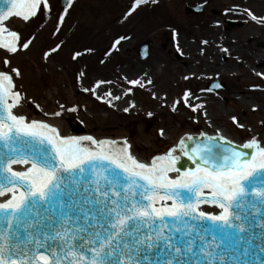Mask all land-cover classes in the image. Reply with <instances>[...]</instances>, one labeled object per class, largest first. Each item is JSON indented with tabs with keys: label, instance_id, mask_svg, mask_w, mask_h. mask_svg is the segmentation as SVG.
Masks as SVG:
<instances>
[{
	"label": "snow or ice",
	"instance_id": "1",
	"mask_svg": "<svg viewBox=\"0 0 264 264\" xmlns=\"http://www.w3.org/2000/svg\"><path fill=\"white\" fill-rule=\"evenodd\" d=\"M72 2L66 0L60 24ZM147 3L135 0L130 12ZM42 9L50 12L53 5L49 0H0V49L12 55L29 49L32 41L22 40L6 22L13 16L27 22ZM124 39H116L113 47ZM59 48L45 52L44 58ZM81 55L75 52L73 59ZM9 63L6 55L3 64ZM14 77H22L20 68L0 70V197H7L0 202V264H250L246 258L252 246L240 233L253 224L241 212L249 205L264 208L260 140L253 137L234 146L219 132L201 133L203 140L181 138L164 154L142 162L132 155L127 140L117 144L91 135H62L47 121L18 114L14 109L26 98ZM127 82L144 87L140 79ZM103 83L110 82L98 81L83 90L95 95ZM192 95L185 91L183 102L195 112L203 104H190ZM60 109L51 115L60 117L65 111L63 105ZM231 119L244 128L235 116ZM183 158L195 166L186 167ZM14 165L26 167L17 170ZM201 205L222 211L214 214ZM259 218L264 236V215ZM200 220L222 222L221 234L213 232L206 239L209 230L194 223ZM229 227L236 232H225Z\"/></svg>",
	"mask_w": 264,
	"mask_h": 264
},
{
	"label": "rangeland",
	"instance_id": "2",
	"mask_svg": "<svg viewBox=\"0 0 264 264\" xmlns=\"http://www.w3.org/2000/svg\"><path fill=\"white\" fill-rule=\"evenodd\" d=\"M49 2L53 5L50 12L42 9L27 22L18 17L6 22L22 40L32 41L29 49L17 55L0 49V70L18 67L22 72V77H14L26 98L23 106L15 109L18 114L47 121L62 135L127 139L142 160L164 154L183 136L213 134L212 123L227 128L239 142L255 136L264 145V78L257 77L264 72V67L257 66V60L264 61V7L255 11L250 0H149L130 12L135 0H73L60 24L58 18L64 15L61 0ZM195 8L203 12L187 14V9ZM249 11L259 16L250 21L260 31L256 38L245 35L244 24L252 19ZM166 12L173 14L182 28L164 27ZM211 26L219 29L218 34H204ZM119 37L126 39L114 48ZM147 43H151L149 55L141 59L138 52ZM57 45L60 48L45 59L44 53ZM230 51L237 52V57H229ZM75 52L82 55L73 59ZM6 55L7 66L3 64ZM214 56L215 64L211 63ZM218 66L223 82L230 87L260 89L261 95L244 97L250 107L241 105L235 96L228 95V102H223L221 96L199 95L204 84L219 74L215 73ZM132 79H140L144 87L127 82ZM98 81L110 83L100 84L95 95L83 90L94 88ZM185 91L193 94L190 104H203V108L193 112L185 105ZM195 96L198 100L203 97V102L197 103ZM60 105L65 111L60 117L52 116L61 111ZM73 107L77 111H68ZM219 108L228 115H221ZM233 116L244 128L232 121Z\"/></svg>",
	"mask_w": 264,
	"mask_h": 264
},
{
	"label": "water",
	"instance_id": "3",
	"mask_svg": "<svg viewBox=\"0 0 264 264\" xmlns=\"http://www.w3.org/2000/svg\"><path fill=\"white\" fill-rule=\"evenodd\" d=\"M61 5L63 8L67 7L66 5V0H61ZM5 7H7V5H5ZM203 12L202 8H195V9H187V14L190 13H196V14H200ZM15 17V16H13ZM19 18V17H18ZM22 19V18H21ZM151 43H147L145 46H143V48H141V50L138 52L139 57L141 59H146L148 56V49L150 47ZM194 138L203 140L204 137L201 136H192ZM123 142H117V144H122ZM234 146H238L233 144ZM244 151H248L251 152L253 151L252 149H242ZM183 161L185 163L186 167H194L195 165L188 160L187 158H183ZM14 168H18V167H26L23 165H14ZM18 170V169H17ZM5 197H0V202L1 199H4ZM259 199V198H257ZM169 203H171L169 201ZM217 208L216 206L213 205H201V208ZM257 207H259V205H257ZM208 212H214L217 213L218 211L215 209H209L207 210ZM222 211V210H221ZM249 212L251 213V215H249ZM242 216H246L250 221H252V228L248 231H245L244 233H240L241 235H245L246 237L249 238V243L252 246V254L249 255L246 259L250 262V264H262V261H264V251H261V247H264V236L261 235L262 232V224H261V220H260V216L264 215V208H260L259 211L256 210V208H252L250 205L246 206V208L241 212ZM194 223L197 224L198 228H203V229H208V233L206 235V239L210 240L212 237L213 232L219 236L221 234V227L220 225L222 224V222H216V221H204V220H200V221H194ZM236 223H239V221H237ZM245 228H248V225H245ZM225 232L228 233H234L236 232V229L234 228H225L224 229ZM253 233L255 235H253ZM177 236H179V233H176ZM197 243H199V241H197ZM217 243H219V240H217ZM161 260L165 259V257L163 255H161L159 257ZM185 259H187V257H185Z\"/></svg>",
	"mask_w": 264,
	"mask_h": 264
},
{
	"label": "bare ground",
	"instance_id": "4",
	"mask_svg": "<svg viewBox=\"0 0 264 264\" xmlns=\"http://www.w3.org/2000/svg\"><path fill=\"white\" fill-rule=\"evenodd\" d=\"M251 2V5L253 6V9L256 11V9L257 10H260L261 8H263L264 7V2L262 3V2H257V1H255V0H250ZM236 5H239L238 4V2L236 3ZM155 6H157V5H155ZM163 17H164V22H165V25H164V27H167V28H182V27H180V24H179V21L177 20V18L173 15V14H169V12H166L165 14H163ZM257 17V19L256 20H258L259 19V16H256ZM250 21H253V22H255L253 19H251V20H249V21H247L245 24H244V28H246V31H245V35L246 36H249V35H254L255 37L254 38H256V36H258V35H260V31L258 30V29H256L257 28V26H254L253 25V22H250ZM219 29L218 28H214V26H211L210 28H207V30L204 32V34H206V35H210V34H213V35H216V34H218L217 33V31H218ZM221 35V34H220ZM208 37V36H207ZM207 37H199V39H204V40H209V39H207ZM227 40H231V37L230 38H228ZM228 56L229 57H231V58H236L237 57V52H235V51H230L229 52V54H228ZM217 58V56L215 57H212V59H214V60H212V61H214V62H211V60L210 61H208V62H211V63H213V64H215V61L217 60L216 59ZM257 66H258V68H263L264 67V61H259V60H257ZM253 70H261V69H253ZM254 73L256 74L257 72L256 71H254ZM259 76H257L259 79H263L264 78V72H262L261 71V74H258ZM259 95H261L260 94V91H257V92H255L251 97H257V96H259ZM246 98V97H245ZM245 98H243V97H237V99H238V101H239V103H243V104H245L246 105V100H245ZM193 99L194 100H196L197 101V103H202L203 102V97H201V99H199L198 100V96H195V97H193ZM219 110H220V113H222L221 115H224L225 113H226V115H228V112H224V110L223 109H221V108H219ZM211 128L214 130V133L213 134H208V136H216V134H217V132H219V134H221V135H223L224 137H226L227 138V140L228 141H231V140H236V139H234V137L228 132V129L227 128H225V127H220V126H218L217 124H215V123H212L211 124ZM80 136H86V135H84V134H81ZM253 137H255V136H253ZM256 138V137H255ZM250 139H252V138H250ZM249 139V140H250ZM248 140V141H249ZM241 145H243L244 143H240ZM262 145V144H261ZM262 146H264V145H262ZM18 170H23L24 169V167H18L17 168ZM7 198V197H6ZM6 198H4V199H6ZM4 199H1V201H3Z\"/></svg>",
	"mask_w": 264,
	"mask_h": 264
},
{
	"label": "flooded vegetation",
	"instance_id": "5",
	"mask_svg": "<svg viewBox=\"0 0 264 264\" xmlns=\"http://www.w3.org/2000/svg\"><path fill=\"white\" fill-rule=\"evenodd\" d=\"M223 61L225 64H229V60L227 57H224ZM208 67V64H207ZM215 70V67L212 66V70ZM222 69H220V66H218L217 71L215 73H219L215 75V78L213 80H208L204 85L203 90L200 91L203 96H218V98L223 97V102H228V99L226 98L229 96H235V97H251L255 92L260 91V89L256 87H248L247 85H244V88L239 89L237 87H230V85L227 82H223L222 80V74H220ZM216 85H220V87H216ZM198 95V96H199ZM221 96V97H220ZM241 105L245 107L247 106L243 103H240ZM217 107V106H215ZM252 109V108H251Z\"/></svg>",
	"mask_w": 264,
	"mask_h": 264
}]
</instances>
